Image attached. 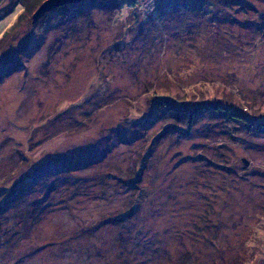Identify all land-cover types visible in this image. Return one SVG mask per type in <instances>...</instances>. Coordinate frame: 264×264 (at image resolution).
<instances>
[{
  "label": "rangeland",
  "instance_id": "374dc122",
  "mask_svg": "<svg viewBox=\"0 0 264 264\" xmlns=\"http://www.w3.org/2000/svg\"><path fill=\"white\" fill-rule=\"evenodd\" d=\"M45 1L0 0V264H264V0Z\"/></svg>",
  "mask_w": 264,
  "mask_h": 264
},
{
  "label": "water",
  "instance_id": "95a60500",
  "mask_svg": "<svg viewBox=\"0 0 264 264\" xmlns=\"http://www.w3.org/2000/svg\"><path fill=\"white\" fill-rule=\"evenodd\" d=\"M84 0H46L37 10L36 14L34 15V20H38V18L46 13L47 11L58 8L61 6H65L71 3H78ZM102 1H112V0H102ZM247 164V162H246Z\"/></svg>",
  "mask_w": 264,
  "mask_h": 264
},
{
  "label": "trees",
  "instance_id": "16d2710c",
  "mask_svg": "<svg viewBox=\"0 0 264 264\" xmlns=\"http://www.w3.org/2000/svg\"><path fill=\"white\" fill-rule=\"evenodd\" d=\"M231 116H236V115H232V114H230Z\"/></svg>",
  "mask_w": 264,
  "mask_h": 264
}]
</instances>
